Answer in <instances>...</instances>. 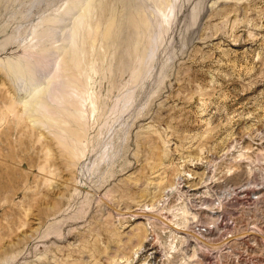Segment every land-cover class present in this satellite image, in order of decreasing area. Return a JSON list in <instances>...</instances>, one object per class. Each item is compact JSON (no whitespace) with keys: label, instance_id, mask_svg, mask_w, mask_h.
I'll use <instances>...</instances> for the list:
<instances>
[{"label":"rangeland","instance_id":"obj_1","mask_svg":"<svg viewBox=\"0 0 264 264\" xmlns=\"http://www.w3.org/2000/svg\"><path fill=\"white\" fill-rule=\"evenodd\" d=\"M0 264H264V0H0Z\"/></svg>","mask_w":264,"mask_h":264},{"label":"bare ground","instance_id":"obj_2","mask_svg":"<svg viewBox=\"0 0 264 264\" xmlns=\"http://www.w3.org/2000/svg\"><path fill=\"white\" fill-rule=\"evenodd\" d=\"M77 25L78 24L76 22L75 25H74V28L72 29V34H71V37H70V40H69V43H68L69 48L67 49L66 53L63 54L65 56L60 58V60L63 58V60H65L64 62H68L69 61V62L75 63L76 60H77L76 58L79 56L78 55L79 49H78V44H77V41H78ZM33 59H35V57ZM26 60H27V62H29V64H33L34 68H31L28 71H26L27 82H25V84L21 85L24 90H27L26 88H30L31 89L32 85L35 86L34 84L35 83L37 84V82H38L37 79L38 78L36 79V77H35L36 76L35 73H36L37 69H39L40 71H43V72H48L49 71V67L55 65L54 69H52V73L50 72L49 76L46 75L47 80H46V83H45V90L43 92L44 95H42V98H45L46 102L48 101V99L53 100V101L56 100L55 105L53 104L54 105L53 108H57L58 110L63 109L64 107H63L62 99L65 96V95H63L65 93L58 91L59 86L63 87V85L65 84V83H63L64 81L61 78V74L58 73V71H57V64L59 63L60 60L57 63H55V62L51 63L48 60L45 61V62H44V60H42L41 62H36L37 59H36V61H33L30 57H27ZM73 67L74 66H72L71 68H73ZM10 72L12 73L13 77L15 76L17 78H18V76H21V74L23 73V71L21 69L16 68L13 65H10ZM7 73H8V71H7ZM24 76H25V72H24ZM69 83H70V81H69ZM69 83H67L68 85H66V87L69 86ZM72 83H74L73 80H72ZM71 85H73V87H74V84H71ZM29 86H31V87H29ZM23 89H21V90H23ZM69 89H70L69 93H70L71 97L73 99L76 98V96H75V94L73 92V90H75V89H72V86H70ZM52 90L54 91L53 93H51ZM49 105H50V103L47 102L46 106H44L42 109H46L47 106H49ZM71 109L72 108H70V110ZM66 110H67V108H66ZM75 110L76 109H74L73 111H75ZM60 111H62V110H60ZM70 116L71 117H75V115L72 114V113H70Z\"/></svg>","mask_w":264,"mask_h":264}]
</instances>
